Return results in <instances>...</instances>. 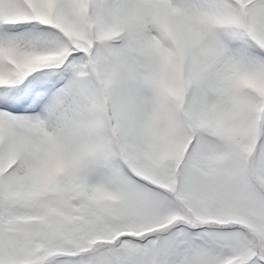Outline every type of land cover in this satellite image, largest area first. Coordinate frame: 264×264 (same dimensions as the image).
<instances>
[{
  "label": "snow or ice",
  "instance_id": "1",
  "mask_svg": "<svg viewBox=\"0 0 264 264\" xmlns=\"http://www.w3.org/2000/svg\"><path fill=\"white\" fill-rule=\"evenodd\" d=\"M0 264H264V0H0Z\"/></svg>",
  "mask_w": 264,
  "mask_h": 264
}]
</instances>
